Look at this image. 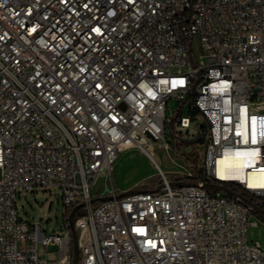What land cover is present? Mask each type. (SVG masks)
<instances>
[{"label":"built area","instance_id":"built-area-1","mask_svg":"<svg viewBox=\"0 0 264 264\" xmlns=\"http://www.w3.org/2000/svg\"><path fill=\"white\" fill-rule=\"evenodd\" d=\"M198 132L190 184L162 169L151 187L117 184L123 150L156 159ZM242 147L264 172V0H0V264L71 262L78 205V264H264L248 235L264 227V185L220 175ZM227 183L250 195L208 186ZM39 187L62 196L60 233L19 214Z\"/></svg>","mask_w":264,"mask_h":264},{"label":"rangeland","instance_id":"rangeland-1","mask_svg":"<svg viewBox=\"0 0 264 264\" xmlns=\"http://www.w3.org/2000/svg\"><path fill=\"white\" fill-rule=\"evenodd\" d=\"M195 47L198 44L195 43ZM178 102L176 100L169 101V107H177ZM184 114L190 115V108L187 104L184 107ZM205 118L203 116H197L193 119L191 126L188 127H175V134L181 136H192L196 133L198 126L205 124ZM174 139L173 146L170 150L156 147L153 149L154 156L161 167L150 159L146 154L139 152L136 149H126L139 153L141 156H134L131 153L124 154L123 159H117L114 165V175L117 180V184L122 187L124 183L131 185V189L140 187L153 186L160 177L161 169L173 180H183L187 182H193L197 168H201L204 162V138L198 142H178L172 134ZM183 154H192L195 156V163L187 158ZM197 166V168H196ZM1 176V170H0ZM220 186H226L232 190L240 193L243 196H249V192L241 188L236 183L219 184ZM100 190L107 188V181L105 178L99 179L97 186ZM222 192L226 194V191ZM103 197V196H101ZM19 214L21 218L29 222L42 223L43 229L48 233L59 232L61 226L64 224V205L62 202V196L56 187H39L34 192H21L18 199ZM79 211L78 213H80ZM77 213V214H78ZM261 215L264 216L263 213ZM249 238L254 241H259L264 244V227H249ZM58 246L51 244L49 246L39 245V252L41 257L51 256L57 258ZM71 251H75V242L71 246ZM52 252V253H51ZM66 264V263H64ZM67 264H73V260Z\"/></svg>","mask_w":264,"mask_h":264},{"label":"bare ground","instance_id":"bare-ground-1","mask_svg":"<svg viewBox=\"0 0 264 264\" xmlns=\"http://www.w3.org/2000/svg\"><path fill=\"white\" fill-rule=\"evenodd\" d=\"M248 149L245 147L226 151L224 156L219 159L220 175L224 179H240L248 180L249 185H264V172L257 170L255 167L254 159H247L245 157ZM158 167L162 166L156 159H152ZM68 263L64 260L62 264Z\"/></svg>","mask_w":264,"mask_h":264},{"label":"water","instance_id":"water-1","mask_svg":"<svg viewBox=\"0 0 264 264\" xmlns=\"http://www.w3.org/2000/svg\"><path fill=\"white\" fill-rule=\"evenodd\" d=\"M201 139V132H198L197 136L195 137H191V138H188V137H180V140L182 142H187V143H191V142H198L200 141ZM173 184L177 185V184H190V182H180V181H174ZM208 186H212V187H217V188H220L222 189L223 191H226L228 193H232L234 195H238V196H242L240 193L232 190L231 188L229 187H226V186H220V185H215V184H210ZM134 190H130V192H132ZM106 198V197H104ZM81 205H78L75 207V209L72 211L71 215H70V221H71V226H72V229H73V241L75 242V251H74V257H73V264H78V261H79V247H78V239H77V232L75 230V226H74V215H75V212L78 208H80ZM256 209L263 213L264 214V209L258 205L255 206Z\"/></svg>","mask_w":264,"mask_h":264},{"label":"crops","instance_id":"crops-1","mask_svg":"<svg viewBox=\"0 0 264 264\" xmlns=\"http://www.w3.org/2000/svg\"><path fill=\"white\" fill-rule=\"evenodd\" d=\"M133 150V149H132ZM140 152V151H139ZM127 153H131V154H133L134 156H141L139 153H137V152H134V151H127V150H123L121 153H120V155H119V157H118V159H123V157H124V154H127ZM121 187V186H120ZM122 189H125V190H131V185H129L128 183H124L123 185H122V187H121Z\"/></svg>","mask_w":264,"mask_h":264},{"label":"trees","instance_id":"trees-1","mask_svg":"<svg viewBox=\"0 0 264 264\" xmlns=\"http://www.w3.org/2000/svg\"><path fill=\"white\" fill-rule=\"evenodd\" d=\"M187 156H188V158L189 159H191L194 163H195V165H196V162H195V156L194 155H192V154H187ZM197 167V166H196Z\"/></svg>","mask_w":264,"mask_h":264}]
</instances>
